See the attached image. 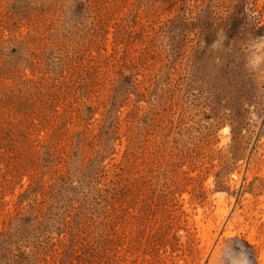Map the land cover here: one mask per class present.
Returning a JSON list of instances; mask_svg holds the SVG:
<instances>
[{"label": "rangeland", "instance_id": "374dc122", "mask_svg": "<svg viewBox=\"0 0 264 264\" xmlns=\"http://www.w3.org/2000/svg\"><path fill=\"white\" fill-rule=\"evenodd\" d=\"M262 255L264 0H0V264Z\"/></svg>", "mask_w": 264, "mask_h": 264}, {"label": "bare ground", "instance_id": "6f19581e", "mask_svg": "<svg viewBox=\"0 0 264 264\" xmlns=\"http://www.w3.org/2000/svg\"><path fill=\"white\" fill-rule=\"evenodd\" d=\"M216 197H217V204H218V211L220 212V213H226V209L225 208H223L222 207V203H223V200H224V195L222 194V193H220V192H218L217 194H216ZM197 219H198V222H199V224L201 225V227H202V229L204 230V231H207V229H206V225H204V224H202V222H200L199 221V218H200V211H199V214L197 215V217H196ZM230 223V222H229ZM209 227V226H208ZM209 229V228H208ZM211 229V228H210ZM203 232V231H202ZM207 232H209V231H207ZM206 232V233H207ZM206 233L205 232H203V236L205 237L206 236ZM262 256H264V255H262Z\"/></svg>", "mask_w": 264, "mask_h": 264}]
</instances>
